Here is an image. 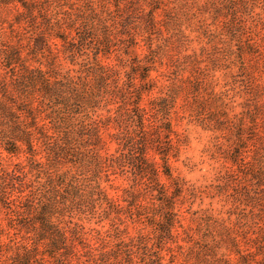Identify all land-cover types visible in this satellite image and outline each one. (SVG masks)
Here are the masks:
<instances>
[{
  "label": "trees",
  "instance_id": "trees-1",
  "mask_svg": "<svg viewBox=\"0 0 264 264\" xmlns=\"http://www.w3.org/2000/svg\"><path fill=\"white\" fill-rule=\"evenodd\" d=\"M0 264H264V0H0Z\"/></svg>",
  "mask_w": 264,
  "mask_h": 264
},
{
  "label": "rangeland",
  "instance_id": "rangeland-1",
  "mask_svg": "<svg viewBox=\"0 0 264 264\" xmlns=\"http://www.w3.org/2000/svg\"><path fill=\"white\" fill-rule=\"evenodd\" d=\"M144 51H137L141 56ZM178 133L187 136L189 146L182 153L181 160L174 163L175 173L185 178L192 184H206L210 182L217 171L222 167L210 159L209 153H206L211 147L213 135L204 132L187 120L178 122L176 126ZM197 208V207H195Z\"/></svg>",
  "mask_w": 264,
  "mask_h": 264
}]
</instances>
